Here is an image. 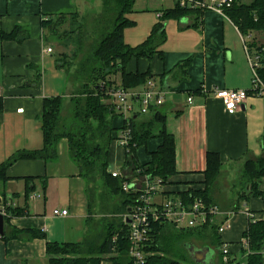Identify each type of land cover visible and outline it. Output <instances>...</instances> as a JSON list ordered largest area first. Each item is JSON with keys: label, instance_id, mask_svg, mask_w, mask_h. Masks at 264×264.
Here are the masks:
<instances>
[{"label": "crops", "instance_id": "crops-1", "mask_svg": "<svg viewBox=\"0 0 264 264\" xmlns=\"http://www.w3.org/2000/svg\"><path fill=\"white\" fill-rule=\"evenodd\" d=\"M99 1L0 0V30L9 33L15 26H20L25 28L29 35L21 43L0 40V133L5 142L10 133L9 139L22 136V142L5 147L6 150L1 154L4 160L20 150L40 149L43 140L39 118L43 98L55 95L64 97L65 90L69 93L72 88L64 70L56 62V49L50 41L55 34L46 33L47 26L50 27L53 21L60 23V20L63 26L67 25L70 19L76 17V13L80 15L96 9L100 12ZM153 1H156L157 5L151 9L145 7L143 10L146 13L138 17V24L131 13L126 15L134 22L133 29L141 26L132 38L125 32L127 27L123 29L124 41L129 46L136 47L145 40L150 35L152 26L159 20L161 11L176 4L169 0L170 5L163 6L158 0ZM192 20L190 17L182 18L176 22L178 31H175V28L170 30L171 34L167 31L166 40L160 47L161 56L155 54L151 59H130L127 70H149L154 75L149 80L168 91L164 104L158 108L166 116L165 128L173 135L175 144L177 174L167 181L166 190L169 193L203 189L206 153L215 152L220 157L221 174L225 177V183L214 187L212 200L219 213L214 216L211 224L218 227L229 221L228 229L218 234L222 244L228 246L229 256L235 261L243 262L247 256L242 251V235L250 221L245 209L254 214L255 220L264 219V178L259 182L261 194L244 198L241 194L246 191L240 193L241 191L235 190L237 185L231 184L235 181L236 172L228 170L230 167L241 166L247 160L264 158V94L248 95L236 111L230 112L224 108L223 102L216 97V90H250L252 87V72L241 34L231 21L213 10L201 12L200 26L197 28H191ZM69 26L70 24L67 29ZM57 37L55 35V38ZM46 47H50L52 53L47 54ZM119 80L118 75L116 85L120 83ZM139 86L133 88L138 89ZM189 96L192 98L191 102L187 101ZM115 121L119 122L117 126ZM123 122L125 121L120 116L114 118L113 125L119 128L115 131V136L119 134ZM159 143V139H151L147 142L150 147L146 144V147L137 149V158L142 148L146 154L145 160H138L148 161L147 151H154ZM110 146V168L120 169L125 163V150L118 146L114 139ZM57 148L54 161H15L6 170L9 180L0 183L4 186L11 185L19 177H24L25 191V178L36 175L41 177L44 186L47 178L43 175L49 170V175L56 182L77 183L78 187L72 184L69 190L70 205H57L50 213H46L44 204L43 212H31L26 204L28 213L15 216L13 227L35 228L46 233V238L28 240L23 237L4 241L0 237V264H47L44 247L46 241H78L85 233L88 211L85 182L77 176L76 166L68 157L66 141L61 140ZM61 163H66L67 167H61ZM33 184L34 182H31L30 186ZM34 188L27 196L25 191L24 202L29 197L34 198L33 194L37 193ZM6 189L0 188V200L7 199L4 192ZM9 189L13 191V188ZM247 189L248 186L245 190ZM10 201L14 203L12 208L25 206L18 199L12 198ZM58 209L67 210V215L54 216L53 211ZM211 249L215 255L219 254L216 249ZM261 253L264 264V244Z\"/></svg>", "mask_w": 264, "mask_h": 264}, {"label": "trees", "instance_id": "trees-1", "mask_svg": "<svg viewBox=\"0 0 264 264\" xmlns=\"http://www.w3.org/2000/svg\"><path fill=\"white\" fill-rule=\"evenodd\" d=\"M135 1L100 0L101 11L95 16L96 35L92 45L86 51L82 48L80 40L82 34L78 28L71 29L69 26L67 30L57 35L62 47L67 48L70 45L63 44V40H72L76 42L77 48L72 53H67L65 50L59 52L56 60L58 66L64 70L71 86L80 82L77 89L73 92L70 90L68 98V102L72 105L71 121L67 124L61 116L64 97L60 95L44 97L39 118L42 146L40 149L17 151L0 163V182L5 183L9 180L6 170L15 161L28 159L54 161L57 157L58 143L61 140L66 141L68 157L76 166L77 176L85 182L88 207L86 228L78 241L58 243L46 241L44 247L47 264H131L128 256L129 231L123 216L135 204L138 192L135 190L124 192L121 188L124 181H131V179L112 178L110 175L108 160L110 144L115 139V133L119 128L113 125V120L117 116L112 104L109 103L107 92L116 85L113 75L120 76V86L124 89L145 84L153 78L154 75L149 70L128 71L129 60L151 59L155 54L162 55L160 47L166 40L164 26L166 19H175L179 22L182 18L190 17L193 19L190 26L197 28L200 26L201 12H203L199 8L180 4L165 8L158 16L159 20L152 26L150 35L136 47H132L125 43L123 29L134 25V22L126 15L132 12ZM232 1L229 7H225L224 12L240 34L247 39L250 53L259 57L257 71L264 81V42L258 43L254 37V32H261L264 36V0ZM77 14L70 19V25L75 26V22L79 21ZM57 20L59 21L60 18ZM62 23L60 20L59 26ZM28 36L27 30L20 26H15L9 33L0 30V40L21 43ZM78 55L82 56L77 58ZM1 105L0 96V109ZM165 123L166 116L158 107L151 110L148 116L129 118L128 127L131 138L128 142L129 149L125 151V163L120 170L130 171L132 179L159 177L165 183L171 176L177 174L174 138L166 131ZM121 128H126L125 122ZM155 138L159 139V146L154 151H147L148 161L140 162L137 158V149L146 147L147 142ZM205 158L203 189H189L181 193L167 194L176 195L188 202L194 198H200L207 205H215L211 197L212 184L220 174L222 164L215 152H207ZM124 176L126 178L127 174ZM242 176L245 184L248 185L246 192L241 194L242 197L260 195L259 182L264 178V158L245 161ZM33 180L30 176L25 178L26 196L34 188V184L30 186ZM98 188H101V191ZM97 191L100 192L97 193ZM102 199L103 211H110V213L99 212L98 207H101V203L100 206H96L94 201L102 202ZM27 213L26 204L23 207L8 208V216L4 217V241L23 237L28 240L46 238V233L35 228L15 229L10 226V218ZM98 215H100L99 219ZM107 215L110 218L104 217ZM246 228L242 235L247 242V247H243L242 250L247 256L245 261H235L231 257L229 262L225 263L219 253L222 242L217 225L209 223L184 230L157 220L152 223V232L145 247L149 253H147L148 264H194L191 259L189 262L184 246L186 242L193 243L195 240L201 246L207 245L217 250L219 254L215 255L216 264H262L264 219L249 221Z\"/></svg>", "mask_w": 264, "mask_h": 264}, {"label": "built area", "instance_id": "built-area-1", "mask_svg": "<svg viewBox=\"0 0 264 264\" xmlns=\"http://www.w3.org/2000/svg\"><path fill=\"white\" fill-rule=\"evenodd\" d=\"M182 6L191 8H199L202 11L213 10L220 16H224L231 21L228 15L225 14V7H229L232 0H175ZM244 43L246 57L248 59L250 70L252 72L251 89H218L215 91L216 97L223 102L224 108L230 112L239 109L248 97V95L264 94V81L260 78L257 68L259 57L250 53L247 46V39L241 35ZM45 52L52 53L50 47L45 48ZM107 95L109 96L110 104L117 115L126 122V128H121L119 134L115 136V142L125 151L129 149L128 142L131 138V132L128 127L129 118L136 115L149 114L154 108L164 104V100L168 95V91L164 88H158L154 81L148 80L139 88L124 89L120 85H113ZM187 101L191 102V96L187 97ZM111 177L122 178L124 181L121 188L124 192L135 190L138 197L135 204L129 208L128 212L123 216L124 222L128 228L129 250L128 256L131 259V264H148L147 251L145 250L146 243L151 235L152 223L157 220L162 223L173 224L177 229L198 228L204 224L212 223L213 218L219 209L216 205H207L203 200L193 199L192 201H183L176 195H168L166 185L163 179L142 177L140 179L130 176V171L109 168ZM126 178L124 175H126ZM125 178V179H124ZM168 193V194H167ZM35 196V194H33ZM14 203L7 202L5 198L0 200V215L8 216V208L13 207ZM67 210H54V216H65ZM248 217L254 219V214L245 209ZM230 226L229 221L222 223L218 228L219 233L225 231ZM244 247H247V242L243 239ZM219 253L225 263L229 262V249L226 244H222ZM149 254V253H148Z\"/></svg>", "mask_w": 264, "mask_h": 264}, {"label": "rangeland", "instance_id": "rangeland-1", "mask_svg": "<svg viewBox=\"0 0 264 264\" xmlns=\"http://www.w3.org/2000/svg\"><path fill=\"white\" fill-rule=\"evenodd\" d=\"M244 1L249 2V0H244ZM158 3L162 4L163 6L170 5L169 0H161V1L158 0ZM134 4H135L134 8H133L134 10H133V12H131L130 15H133L134 21H136L137 24H138V19H139L138 17L144 16L145 15L144 13H146V11L143 10V9H146L145 7H147L148 9H151V7H154L157 5L156 1H153V0H151V1L150 0H136V2ZM96 10H98V9H96ZM96 10L95 11L92 10V11L86 12V13H81L80 15L77 14V17H79V19H78L79 21L75 22V24H74L75 26L70 25L71 29L78 28L81 31L82 37L80 40L82 41V48L84 51L89 49V47H90V45H92V43L94 41L93 39L95 38V35H96V33H95L96 29L95 28H96L97 24H96L95 16L97 14H100ZM99 10L101 11L100 1H99ZM176 22H178V21L175 19H166V21H164L166 35H167V31L171 34L170 30H172L173 28H175V31L179 30L178 29L179 27L176 25ZM70 23H71V21L68 22L67 25H64V26L60 25L59 26V23L54 21V23H52V25H50V27L46 28V33L47 32H48V34L54 33L57 37V35H59L62 31L67 29V26ZM133 27H134V25H131V26L127 27V30L125 31L127 36L130 38L136 36L137 31L141 28V26L138 27L137 29H133ZM187 29H190V27H187ZM55 35L52 37V40H50L51 44H54V49H56V52L54 55L55 57H58L59 52H61L63 50H65V52H67V53H72L73 51H75L77 49L75 46L76 42L74 43V42H72V40H70V41L69 40H67V41L63 40V44L64 43H66L67 45L70 44V46L66 45L67 48L65 46L62 47L61 40L59 39V41H58L57 38H55ZM254 37L258 41V43L264 42V36L261 32H254ZM76 39H78V38H76ZM169 45H171V47H173L172 44H169ZM81 56L82 55H78L77 58H80ZM112 78H113V80L116 81V79H118V75H113ZM71 80L73 81V79H71ZM68 81H69V79H68ZM79 85H80V82H78V84L73 85L71 91L73 92V90L77 89ZM117 85H120V83ZM156 86L159 88V84H156ZM70 93L71 92L67 93V91L65 90V92L63 94L65 102L63 104L64 107H63L62 112H61V116L65 119V122L67 124H69V121H71L70 112H71L72 105L70 104V102H68V98L70 96ZM118 124H119V122L115 121V126H117ZM10 136H11V133H10ZM10 136L8 137V140L5 142V140H3V135H1V133H0V163L2 161H4V158H2L3 156H1V154L4 152V150H6L5 147H9L13 144H18V143L22 142V136L13 137V139L11 137V139H9ZM148 147H150V145H148ZM145 157H146V154L144 152V149L142 148L138 152V159L139 160H145ZM7 158H5V159H7ZM243 164L244 163H242L241 166H238V165L234 166L233 168L230 167V169L228 170L231 172H236L235 181L231 182V184L235 183V185H237L235 190L241 191L240 193H244L246 187L248 186L245 184V179L242 176ZM66 165H67L66 163H61V167H63V168H66L67 167ZM221 173L222 172L220 170V174L218 175V177L216 178V180L212 184L213 188H212L211 197H212L215 185L217 186V185H222L225 183V177H223ZM49 174H50L49 170H47L46 174L43 175V176H45V178H47V183L44 186L42 185L41 177H36V175L32 176L34 179L33 182H34V186H35L34 191L37 193L34 196V198L29 197L27 200H25L26 203L24 202V193H25V191H24V177H19L18 179H16L14 184H11V185L4 186V184L0 183V188L2 190L4 188H7L6 190H4L6 197H7V199H6L7 202H10V200H12V198L18 199L21 204H24V205L27 204L29 209L31 210V212H39V211L43 212L44 205H45L46 213H50L54 207H57V205H62V206L70 205V204H68L69 203V196H68L69 190H70L72 184L76 187H78V185H77V183L64 184L61 181L56 182L52 179L53 177L50 176ZM21 180H23V181H21ZM99 185H100V182H99ZM9 188H13L14 192L11 191ZM99 189L101 191V188H98V190ZM100 191H97V193H99ZM215 194H216V192H215ZM44 198H45V203H44ZM58 200H59V202H58ZM94 203L96 204V206H98V205L100 206V203H101V207L100 208L98 207L99 212H101V214L103 212L104 213L105 212L110 213V211H103L104 210L102 208V206L104 205L103 199H102V202H101V200L100 201L96 200V201H94ZM95 204H94V207H95ZM104 217L110 218L109 215L104 216ZM99 218H100V215H98V219ZM13 219L14 218H10V223H9L10 226H12V227L14 226V224H13L14 220ZM93 222L95 223V220H93ZM13 228L16 229V227H13ZM193 242L196 243L194 245L200 246V243H198L196 240ZM186 255L189 258V262H190L191 258L189 257L188 252H186Z\"/></svg>", "mask_w": 264, "mask_h": 264}, {"label": "water", "instance_id": "water-1", "mask_svg": "<svg viewBox=\"0 0 264 264\" xmlns=\"http://www.w3.org/2000/svg\"><path fill=\"white\" fill-rule=\"evenodd\" d=\"M134 118H136L134 116ZM129 210V209H128ZM4 219L3 216L0 215V237L3 238L4 234ZM184 249L188 252L191 261L194 264H214L215 262V253L211 249V247L204 245L197 247L194 243L186 242Z\"/></svg>", "mask_w": 264, "mask_h": 264}, {"label": "bare ground", "instance_id": "bare-ground-1", "mask_svg": "<svg viewBox=\"0 0 264 264\" xmlns=\"http://www.w3.org/2000/svg\"><path fill=\"white\" fill-rule=\"evenodd\" d=\"M176 4H178L175 0H173ZM180 4V3H179ZM182 6V5H181ZM117 115V114H116ZM117 116H119V115H117ZM125 121V120H124ZM125 123H126V121H125ZM250 219V218H249ZM250 221H252L251 219H250ZM254 221V220H253ZM171 225V224H170ZM173 225V224H172ZM175 227V226H174ZM219 227V226H218ZM217 227V228H218ZM219 229V228H218ZM219 232V231H218Z\"/></svg>", "mask_w": 264, "mask_h": 264}]
</instances>
